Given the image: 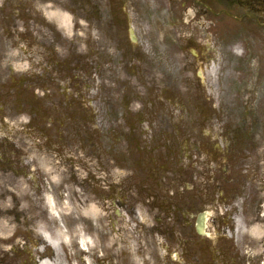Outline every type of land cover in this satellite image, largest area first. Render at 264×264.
I'll use <instances>...</instances> for the list:
<instances>
[{"label": "rangeland", "instance_id": "374dc122", "mask_svg": "<svg viewBox=\"0 0 264 264\" xmlns=\"http://www.w3.org/2000/svg\"><path fill=\"white\" fill-rule=\"evenodd\" d=\"M67 6V0H0V264L44 258L52 264H237V257L238 264H264V229L248 231L237 248V216L228 217L222 204H205L201 177L196 189L190 180L186 94H178L179 106L152 99L143 113L148 94L132 68L137 63L120 69L78 61ZM162 7L147 14L144 30L135 29L148 54L156 41L171 46L192 31L187 17L177 21ZM58 14L69 18L68 26ZM235 22L222 20L221 30L211 22L203 27L218 33L209 41L220 47L225 65L221 76L216 62L212 77L199 66L204 85L222 77L237 87ZM99 66L106 68L103 76ZM137 114L145 119L141 125ZM127 118L140 130V155L121 136ZM204 212L209 222L201 235L196 223ZM59 232L67 239L56 250L42 234ZM82 236L92 241L80 252Z\"/></svg>", "mask_w": 264, "mask_h": 264}, {"label": "flooded vegetation", "instance_id": "af4514ba", "mask_svg": "<svg viewBox=\"0 0 264 264\" xmlns=\"http://www.w3.org/2000/svg\"><path fill=\"white\" fill-rule=\"evenodd\" d=\"M67 1L65 8L74 16L78 61L106 63L120 69L137 63L132 68L141 74L139 82L148 94L144 97L143 113L148 111V105L152 107L150 100L168 101L179 106L183 99L178 94H186L185 107L182 103L181 108L187 115L184 126L189 143V175L194 188H197L194 181L199 175L204 203L222 204L229 209L225 208L228 217L235 219L237 216V248L239 241L247 238L248 231L249 235L256 227L262 231L264 0ZM161 7L172 13L177 21L187 17V29L192 31L185 40L173 39L171 46L165 40L156 41L155 49L148 54L141 40L144 35H137L135 29L144 30L147 14L160 12ZM226 18L236 21L233 26L237 28V87L227 86L224 78L219 76L216 82L211 78L204 85L199 66H206L207 75L212 77L211 70L216 62L219 73L225 65L224 53L220 47L215 49V42L211 46L209 41L216 40L218 33L210 34L203 27L211 22V26L221 30L224 25L220 22ZM98 70L103 76L106 68L99 66ZM182 71L187 76L181 75ZM137 116L135 122L144 123L145 119ZM131 120L123 121L127 130L121 136L127 142V150L140 155L145 146L140 140L139 128L135 129ZM169 125L174 131L178 126L177 121L169 122ZM198 154L201 161H197ZM199 165L201 172L197 170ZM208 222L209 219L206 230Z\"/></svg>", "mask_w": 264, "mask_h": 264}, {"label": "bare ground", "instance_id": "6f19581e", "mask_svg": "<svg viewBox=\"0 0 264 264\" xmlns=\"http://www.w3.org/2000/svg\"><path fill=\"white\" fill-rule=\"evenodd\" d=\"M57 18H59V20L61 21V23L65 26H68V21H69V18L65 15H61V14H58L57 15ZM49 207L52 209V212L53 213H57L56 212V208H55V205L53 204L52 200L50 199L49 200ZM96 208H94L93 206L91 207V210H95ZM85 212V211H84ZM89 215V213L87 214ZM120 216V223L123 224V226L120 228V234L118 235V240H117V243L120 245L119 247V250H120V253L123 254L125 252V245H126V242H125V227H124V218ZM253 232L255 233H259L260 232V229L258 227H256ZM43 238L45 239V241L51 245L52 247H54V249L58 250V246L61 242V239L62 238H65L67 239V237H63L64 236V233L62 232H59L58 233V236L57 238H53L51 237L50 235L48 234H42ZM92 240H88L86 238H84L83 236L81 237V240H80V252H82V249L84 250H88L89 249V245L91 243ZM70 242V241H69ZM40 264H52V262L48 259H43L41 260Z\"/></svg>", "mask_w": 264, "mask_h": 264}, {"label": "water", "instance_id": "95a60500", "mask_svg": "<svg viewBox=\"0 0 264 264\" xmlns=\"http://www.w3.org/2000/svg\"><path fill=\"white\" fill-rule=\"evenodd\" d=\"M201 220H203V217H202V216L200 217V225H199V227H198V231H199V233H202V229H201Z\"/></svg>", "mask_w": 264, "mask_h": 264}]
</instances>
